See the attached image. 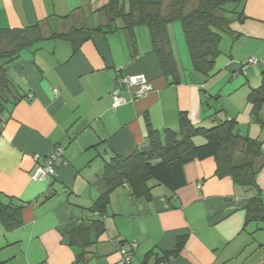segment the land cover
<instances>
[{"label": "crops", "instance_id": "1", "mask_svg": "<svg viewBox=\"0 0 264 264\" xmlns=\"http://www.w3.org/2000/svg\"><path fill=\"white\" fill-rule=\"evenodd\" d=\"M105 3L0 0V29L43 22L46 37L10 64L13 88L0 101V204L20 213L11 229L0 219V264H264V223H247L251 200L264 203V165L254 188H244L218 177L213 158L194 161L177 191L150 181L148 200L123 185L110 192L102 213L93 209L107 191L106 164L147 152L151 131L178 132L181 113L197 128L233 120L234 133L260 142L264 154V104L256 119L249 100L262 85L264 64L244 67L252 57L264 60V0L238 7L242 19L223 33L213 76L177 60L185 71L178 85L162 73L145 26L131 33L118 24L77 50L50 38L72 27L106 25L95 13ZM136 75L147 77L151 91L134 99L136 89L122 87L127 103L113 109L117 79ZM58 146L64 152L56 176L34 180L35 156L42 163ZM93 221H102L105 231L91 230L87 247L71 246L69 228ZM134 242L125 263L119 246Z\"/></svg>", "mask_w": 264, "mask_h": 264}, {"label": "trees", "instance_id": "2", "mask_svg": "<svg viewBox=\"0 0 264 264\" xmlns=\"http://www.w3.org/2000/svg\"><path fill=\"white\" fill-rule=\"evenodd\" d=\"M95 11L103 14L106 25L72 27L68 31L53 32L52 39L72 42L77 50L97 34H108L119 29L134 32L137 27L149 29L153 51L156 53L162 73L174 84H181L184 70L178 63L171 41L170 25L180 22L193 72L206 77L213 76L215 63L221 54L223 33L231 31V25L242 15L237 10L244 0H105ZM193 4L192 6H190ZM72 15V14H71ZM67 16L64 19H70ZM46 39L43 22L20 29H0V101L8 99L13 88L8 78L10 64L20 58L24 51L34 49ZM253 114L257 119L264 104V72L262 85L249 94ZM2 104H0L1 106ZM233 120L218 121L210 128L192 125L186 113L179 117V131L166 130L163 134L151 131L147 152L133 151L125 156H116L106 164L103 180L107 191L97 201L94 210L102 213L109 202L110 192L129 185L136 197L151 199L150 181L177 191L187 184L185 166L194 161L213 158L216 175L229 177L237 185L254 188L256 176L264 165L261 143L234 133ZM205 142L197 145L195 138ZM20 213H10L0 204V219L7 229L20 223ZM264 223V203L258 198L251 200L247 208V223ZM96 235L105 231L102 221L70 227L69 242L73 247H87L91 242L90 231ZM180 246L166 256L178 254ZM83 256L79 257V260Z\"/></svg>", "mask_w": 264, "mask_h": 264}, {"label": "built area", "instance_id": "3", "mask_svg": "<svg viewBox=\"0 0 264 264\" xmlns=\"http://www.w3.org/2000/svg\"><path fill=\"white\" fill-rule=\"evenodd\" d=\"M259 63L264 64V60H259L255 57H252L244 64V67ZM122 87L135 88L136 91L134 93V99L145 96L152 89L145 75L126 76L118 78L116 87L111 92L113 109H117L127 103L126 99L121 95ZM63 152L64 148L62 146L54 148L50 154L43 158L42 163H39V155H36L35 160L37 162V167L32 174V178L34 180L44 181L50 177H55L56 164L62 156ZM126 246H128V249H126L125 246H119L120 253L125 257V263H129L131 261L130 253L137 249V244L134 242L127 244Z\"/></svg>", "mask_w": 264, "mask_h": 264}, {"label": "rangeland", "instance_id": "4", "mask_svg": "<svg viewBox=\"0 0 264 264\" xmlns=\"http://www.w3.org/2000/svg\"><path fill=\"white\" fill-rule=\"evenodd\" d=\"M192 5L193 4H191L190 6ZM53 31H57V28H55ZM169 31L172 37V48H173V51L175 53L177 60H179L180 63L190 62V56H189V52L186 46L185 37L182 31L181 23L175 22L171 24ZM194 142L197 145H201L205 141L202 138L198 137V138H195Z\"/></svg>", "mask_w": 264, "mask_h": 264}]
</instances>
